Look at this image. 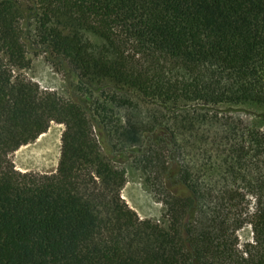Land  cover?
<instances>
[{
    "label": "trees",
    "instance_id": "trees-1",
    "mask_svg": "<svg viewBox=\"0 0 264 264\" xmlns=\"http://www.w3.org/2000/svg\"><path fill=\"white\" fill-rule=\"evenodd\" d=\"M31 1L26 35L0 0V264H264V0ZM38 51L69 98L20 73ZM52 122L56 173L16 170ZM125 161L160 172L165 225L122 198Z\"/></svg>",
    "mask_w": 264,
    "mask_h": 264
},
{
    "label": "rangeland",
    "instance_id": "rangeland-1",
    "mask_svg": "<svg viewBox=\"0 0 264 264\" xmlns=\"http://www.w3.org/2000/svg\"><path fill=\"white\" fill-rule=\"evenodd\" d=\"M19 6L23 11L25 18L21 20V28L25 30L26 35L34 33V18L32 11L35 6L31 0H18ZM28 57L31 60L29 68L22 70L20 73L27 79L36 83L41 90L52 91L63 98H69L71 86L76 84L73 76L67 77L63 72H59L55 66L48 60L47 56L42 52H30ZM251 112H260L263 108H250ZM117 115H123L117 111ZM244 119H252L253 116L244 112L238 113ZM65 129L63 124L52 122L48 131L35 141L28 145L20 147L17 151L10 154V159L15 165L16 170L20 172H32L40 174H54L57 171L59 158L61 155V138ZM105 153H109L105 149ZM118 160L119 159L117 157ZM192 163H195L193 158ZM200 163V162H199ZM120 165V163L118 164ZM194 165V164H193ZM125 168L127 182L124 185L121 196L134 210L140 219L150 220L154 223L165 225L167 216L163 203L166 197L164 181H161V174L157 169L150 170L148 174H144L130 161L121 164ZM148 178V182L146 181ZM219 191V186H215ZM172 190L178 195H188V191L179 183L172 186ZM215 204L219 210V198L215 199ZM239 241L242 245L252 239L251 227H245L238 232Z\"/></svg>",
    "mask_w": 264,
    "mask_h": 264
}]
</instances>
